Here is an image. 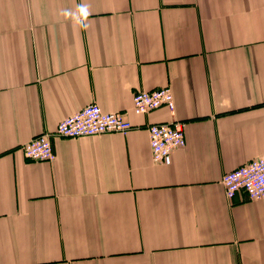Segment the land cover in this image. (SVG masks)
Wrapping results in <instances>:
<instances>
[{
	"label": "crops",
	"instance_id": "obj_1",
	"mask_svg": "<svg viewBox=\"0 0 264 264\" xmlns=\"http://www.w3.org/2000/svg\"><path fill=\"white\" fill-rule=\"evenodd\" d=\"M165 86L173 111H134ZM93 102L133 128L54 134ZM42 132L53 161L24 154ZM263 154L264 0H0V264H264V198L222 184Z\"/></svg>",
	"mask_w": 264,
	"mask_h": 264
},
{
	"label": "built area",
	"instance_id": "obj_2",
	"mask_svg": "<svg viewBox=\"0 0 264 264\" xmlns=\"http://www.w3.org/2000/svg\"><path fill=\"white\" fill-rule=\"evenodd\" d=\"M134 111L146 114L162 106L175 109L171 87L138 90L133 96ZM133 124L121 112H105L98 103H89L80 110L64 117L57 126L55 135L63 137L93 136L106 132L128 133ZM186 122L174 120L149 125L152 159L168 163L174 150L186 145ZM50 132H42L23 145L26 158L38 162L53 161L56 153ZM222 184L228 200L243 191L252 200L264 198V154L241 166L225 172Z\"/></svg>",
	"mask_w": 264,
	"mask_h": 264
}]
</instances>
